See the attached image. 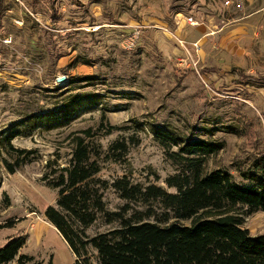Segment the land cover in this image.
<instances>
[{
	"label": "rangeland",
	"instance_id": "374dc122",
	"mask_svg": "<svg viewBox=\"0 0 264 264\" xmlns=\"http://www.w3.org/2000/svg\"><path fill=\"white\" fill-rule=\"evenodd\" d=\"M3 5L1 145L6 132L23 120L61 110L75 93L71 90L97 92L108 99L103 106L106 120L100 106L79 115L70 126H41L15 138L14 149L29 154L20 160L0 145V248L23 238L21 254L37 262L77 264L70 246L45 217L58 198L57 190L43 180L68 166L77 137L99 145L102 179L111 183L126 175L136 184L163 188L177 167L154 136L153 126L222 144L220 152L205 158L209 173L221 169L239 179L242 170L264 153V0H4ZM179 13L198 21L205 34L215 33L203 45L208 60L203 68L188 57V51L196 55L192 48L163 31L173 33ZM238 19L245 24L241 37L229 31ZM138 24L144 30L136 50L124 51L125 33ZM5 38L11 43L3 42ZM233 40L235 55L226 48ZM78 59L93 65L70 66ZM182 60L192 70L184 63L180 66ZM93 76L100 79L98 85H70L73 78ZM117 141L128 147L123 161H116L110 149ZM4 159L25 161L12 174ZM105 196L109 211L125 205L113 189ZM243 218L251 235L264 234L263 212ZM113 227L99 220L87 234L93 237ZM89 255L92 264H99L95 251L90 249Z\"/></svg>",
	"mask_w": 264,
	"mask_h": 264
},
{
	"label": "trees",
	"instance_id": "16d2710c",
	"mask_svg": "<svg viewBox=\"0 0 264 264\" xmlns=\"http://www.w3.org/2000/svg\"><path fill=\"white\" fill-rule=\"evenodd\" d=\"M3 3L0 0V15ZM78 63L93 65L78 59L70 66ZM99 80L78 77L71 79L70 85L93 86ZM71 92L75 93L68 96L61 110L39 113L9 129L1 138L5 152L15 153L20 160L29 154L14 149L15 138L23 133L28 136L27 132L41 126L49 130L70 126L79 115L100 110V106L106 120L105 94ZM152 132L177 167L166 179L167 188L136 184L126 175L111 183L102 179V151L81 136L75 141L68 166L44 177L47 186L57 190L58 198L56 206L46 209L45 217L70 246L77 264H92L90 249L98 255L99 264H264V234L251 235L243 218L264 213V153L242 170L238 179L230 171L206 170L205 158L220 152L222 144L194 133L180 136L167 126H153ZM83 133L93 137L90 131ZM110 149L116 161H123L128 154L125 142L117 141ZM23 161L15 165L3 160L12 174ZM111 189L125 202L116 211H109L106 203L105 194ZM99 220L114 227L90 237L87 231ZM185 221L191 225L182 224ZM25 244L23 238L9 240L0 248V264H44L21 254Z\"/></svg>",
	"mask_w": 264,
	"mask_h": 264
},
{
	"label": "crops",
	"instance_id": "0c3cea01",
	"mask_svg": "<svg viewBox=\"0 0 264 264\" xmlns=\"http://www.w3.org/2000/svg\"><path fill=\"white\" fill-rule=\"evenodd\" d=\"M190 19H192L193 22H197L198 24L192 25L191 22L189 21ZM175 20H176L175 21L176 24L173 28H171L173 30L172 32L175 33V35L179 39H181L185 43V45H187V47L192 48L193 52H196L195 57H193L194 62L196 60L199 61V65L201 66V68H203L202 64H205L208 61L206 58L207 56L203 51V48H204L203 45H205V43L208 42L209 39H211V38H209V36H213L215 33H213L211 31V33L205 34V29L199 27L198 21H196L195 19H193L191 17L186 18V16H184L182 13L177 14L175 17ZM239 21H241V19H238V21H234L232 26L229 28L231 35H235V36L240 35V37H241V34L243 32L241 30L244 28L243 25H245V24H244V22L239 23ZM246 26H247V24H246ZM221 32H224V31L222 30ZM207 38H209V39H207ZM169 39H171L173 41L175 40L172 37H170ZM234 41L235 40L229 42L226 48L229 49V51L235 55L234 52L236 51L237 46H235L236 42H234ZM195 44H198V47H199L198 50L193 49V46ZM230 45H233L234 47L230 48L231 47ZM181 49L182 48L179 47V49L177 48L176 51L179 53ZM183 60L180 64V66L183 65V63H184ZM177 61H179V60H177ZM184 64L187 65V67H190L188 62H185ZM223 68H225V67H223ZM190 69H191V67H190Z\"/></svg>",
	"mask_w": 264,
	"mask_h": 264
},
{
	"label": "built area",
	"instance_id": "2783aa9c",
	"mask_svg": "<svg viewBox=\"0 0 264 264\" xmlns=\"http://www.w3.org/2000/svg\"><path fill=\"white\" fill-rule=\"evenodd\" d=\"M191 22L192 25H195V24H198L197 22H193L192 19L189 20ZM144 30V26L142 25H136V27H134L130 32L126 33L123 41H122V49L128 51V52H131V51H134L136 50V47L138 46L139 42H140V39L142 37V31ZM164 32H167L169 34H172L173 38L179 43L181 44L182 46L185 45V43L179 39L176 35H174L173 33H171L167 28L163 29ZM3 42L7 43V44H10L11 43V40L9 38H5L3 40ZM180 45V46H181ZM179 46V47H180ZM193 49H196L198 50L199 47H198V44H195L193 46ZM188 57L191 59V61L194 63V66L196 67L198 65L197 62H194L193 61V56L191 54V52L188 51Z\"/></svg>",
	"mask_w": 264,
	"mask_h": 264
},
{
	"label": "water",
	"instance_id": "95a60500",
	"mask_svg": "<svg viewBox=\"0 0 264 264\" xmlns=\"http://www.w3.org/2000/svg\"><path fill=\"white\" fill-rule=\"evenodd\" d=\"M65 77L64 78H58L57 80H58V83H63L64 81H65Z\"/></svg>",
	"mask_w": 264,
	"mask_h": 264
}]
</instances>
